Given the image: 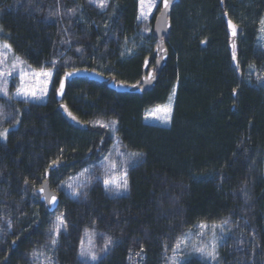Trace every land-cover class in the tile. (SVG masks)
I'll return each mask as SVG.
<instances>
[{
  "label": "trees",
  "instance_id": "16d2710c",
  "mask_svg": "<svg viewBox=\"0 0 264 264\" xmlns=\"http://www.w3.org/2000/svg\"><path fill=\"white\" fill-rule=\"evenodd\" d=\"M224 5L241 28V79L219 0H181L170 16L169 59L151 91L116 93L76 79L59 104L55 90L71 69L139 79L145 58L154 61L155 18L137 22L138 0H109L103 10L91 0H0V41L30 69L53 71L44 102L14 98L12 84L8 97L0 94V132L8 130L0 138V264H48V257L51 264H170L175 245L201 222L222 225L216 259L191 255L179 264H264V82L257 79L264 48L256 33L264 0ZM138 29L149 32L143 46ZM131 39L139 55L126 58ZM175 85L170 126L143 123V111L164 102ZM97 121H116L115 131ZM101 132L106 140L95 155ZM65 158L75 162L51 173L60 200L46 213L34 191L49 164ZM125 170L127 190H107L104 180H119ZM61 215L66 231L55 236ZM109 237L113 243L102 251ZM81 240L86 247L92 241L97 261L79 256Z\"/></svg>",
  "mask_w": 264,
  "mask_h": 264
},
{
  "label": "water",
  "instance_id": "95a60500",
  "mask_svg": "<svg viewBox=\"0 0 264 264\" xmlns=\"http://www.w3.org/2000/svg\"><path fill=\"white\" fill-rule=\"evenodd\" d=\"M180 1L181 0H170V5L168 9L165 10L164 0H161L160 9L154 19L153 29H152V33L156 40V45L154 46L153 54H152V57H154L153 65L150 66L151 57H146L142 65V69H141L142 76L137 81L133 83H127V82H123L120 80H116V78L105 75L94 68L71 69V70L65 71L59 80L58 86L55 90L56 101L59 104L63 102L64 96L66 93L67 84L76 79H84V80L93 81L99 84H105L107 88H109L110 90L116 93H130V94H138L141 96L145 92L151 91L155 87L158 77L169 59V52L166 47V39L168 38L169 33L172 28L170 16H171L173 8ZM219 4L223 11V19L226 25L227 49H228L229 56H230L231 66L234 68L238 78L241 79L242 78L241 70H240V65L238 62V39H239V33L241 31V28L236 24L238 26L237 35L235 37L231 36L230 29L228 27V21L231 19L229 18L228 14L225 15V13L227 12L225 11L224 0H219ZM233 41L236 44V55H237L236 61L232 60L231 44ZM237 64H238V67H237ZM68 74H71V75H68ZM61 81H63L64 83L63 92L59 91ZM61 111L63 112L64 115L69 117V122H72L73 120L75 123L74 125L77 126V120H75L74 116L69 110L66 109L64 111L63 109H61ZM104 142H105V138H101L99 142V147L95 150V155H97L101 151L104 145ZM90 155H91V151H89L86 154V156L82 158V160L83 161L88 160ZM56 162L57 163L54 166H51L53 165V162L49 164V166L46 168L43 174L39 187L34 191V195H36L39 201L43 204L46 213H53L57 209L59 205V200H60L59 194L53 189V187L50 184L51 173L58 172L60 168L66 166L67 164H73L75 161L74 160L68 161L67 158H65V159H59ZM42 187L45 190L44 192L40 191ZM45 195L49 197V200L45 199ZM52 196L56 197L55 203L50 202V197ZM37 225L38 223L36 224L35 227H37ZM11 246H12V249L15 248L17 246V240L12 241ZM9 254L10 253L7 254V257L9 256Z\"/></svg>",
  "mask_w": 264,
  "mask_h": 264
},
{
  "label": "snow or ice",
  "instance_id": "6c2138e0",
  "mask_svg": "<svg viewBox=\"0 0 264 264\" xmlns=\"http://www.w3.org/2000/svg\"><path fill=\"white\" fill-rule=\"evenodd\" d=\"M92 3H94L97 7L103 9L105 7H107V2L108 0H91ZM140 2V14L138 16V19L141 18H147V14L145 13L144 10V6L146 3H148V0H139ZM170 5V0H164V9L167 10L168 7ZM154 6V0L153 3L149 4V10L151 9V7ZM70 11H74V10H70ZM225 15H227V13H225ZM228 27L230 29V33L232 37H235L237 35V31H238V26L236 24H234L231 20L228 21ZM258 30L261 33H264V18L260 19L259 21V27ZM231 48H232V60L236 61L237 60V55H236V44L233 41L231 44ZM12 51V46L11 44H9L7 41H4L2 44H0V94H2L5 97L9 96L8 93V81L9 78L14 74L15 70L17 69V67L22 66L24 64V62L21 60V58L19 56H15L13 61H12V66H11V70H8L5 65L7 64V60H8V56L7 53ZM238 67V64H237ZM250 67H254V66H250ZM21 71H23V69L21 68ZM32 75L34 77L36 76H42L47 78V80L51 79L52 73L50 71H44L41 70L38 73H32ZM71 75V74H68ZM151 78V77H149ZM257 79L261 80L262 82H264V76H258ZM24 77L21 76V87H18L16 90V95L17 96H23L25 99L28 98H39L37 96V92L31 88L28 87H24ZM63 88H64V83L63 81L60 82V92H63ZM47 91V87H46V82H45V87L41 90V95L45 94ZM176 94V90L173 89L172 94L169 96V104L168 105H164V106H160L157 107L154 111L159 113V112H164L165 115L162 117V120L164 123H168L170 121V113H171V101L173 100V98L175 97ZM234 94H235V90H234ZM10 98V97H9ZM0 118H4V112L2 109H0ZM96 123L100 124L101 127L104 128H111L113 131H115V124L116 121H111L109 123H103L100 121H97ZM7 129H5L3 132H0V138H6L7 135ZM142 153H138V152H132L129 153L128 156L131 158H135V157H139L141 156ZM108 157H105V160H108ZM127 162V161H125ZM56 161H53V165H56ZM50 166V167H51ZM116 163L113 161L111 162V167L113 169L116 168ZM88 172V169H84L80 175L83 176L85 173ZM25 183H27V180L25 181ZM104 184L107 190H111V189H115L117 192H119L120 190H127L128 188V179H127V171L125 170L123 175L121 176V178L119 180L116 179H105L104 180ZM68 188H73L72 184H68L67 185ZM41 192H44V188L42 187L40 189ZM74 194H78L75 192L74 190ZM45 199L49 200V197H47V195H45ZM56 201V197L52 196L50 197V202L55 203ZM222 224H227V221H223ZM9 227H11V225L9 224ZM66 223L65 220L63 218V215L59 216L56 218V222L54 224V228L52 229L55 232V236H58L61 232V230H65L66 231ZM199 228L201 229V231L198 233L199 236H203L205 234V231L207 230L208 226L201 223L199 225ZM217 228H221L222 229V225H212V240H211V247L209 248L208 245H201L199 247H197L195 244H193V250L197 253H199L201 256L207 257L210 260H215L216 259V229ZM87 231V230H86ZM55 236L52 238L51 243L52 245H55L57 243V239L55 238ZM113 241L111 240V238H106L105 239V244H104V248L102 249V251H107V249L109 248L110 245H112ZM185 244V246L187 245V240H183V241H179L174 249L173 252H177L180 248H181V244ZM92 245V241L89 240V246H85L84 241L81 240V244H80V252H79V256L82 259L85 260H90V261H97L99 258L96 254V252L93 250V248L91 247ZM143 251V249H141V252ZM33 255L35 256L36 253L34 252ZM137 255L139 256L140 253H137ZM48 264H51V258L48 257ZM170 264H179V262L176 259V256L174 255L172 258H170Z\"/></svg>",
  "mask_w": 264,
  "mask_h": 264
},
{
  "label": "rangeland",
  "instance_id": "374dc122",
  "mask_svg": "<svg viewBox=\"0 0 264 264\" xmlns=\"http://www.w3.org/2000/svg\"><path fill=\"white\" fill-rule=\"evenodd\" d=\"M109 1V0H108ZM161 0H154V6L151 7V9L149 10V4L153 3V0H148V3L145 4L144 6V10L145 13L147 14V18H141L138 19V16L140 14V2L138 0V14H137V22H146L148 20H151L152 18H155L156 15L158 14V12H156V8L160 5ZM108 3V2H107ZM103 9H106L103 8ZM102 9V10H103ZM264 18V15L263 17ZM259 27V23L257 25ZM258 27L256 28V33H257V41L259 43V45L264 48V33H261L258 30ZM139 30V29H138ZM141 30V29H140ZM137 31V36H138V40L140 41V46H143L144 44H146L145 39H144V32L141 33V31ZM147 35L149 34V32L146 33ZM132 42V43H131ZM131 42H129V44L126 46V48L124 49V53H125V57L126 58H130L133 57L135 55L138 54V50H137V45H134V39H131ZM3 41H0V44H2ZM156 45V42L153 41L152 47L154 48V46ZM150 46V45H149ZM139 55V54H138ZM8 56V60H7V64L5 65V67L8 70H11V66H12V61L14 59V57L16 56L12 51L7 53ZM21 68L23 69V71H21ZM44 71H50L52 73L51 79L47 80V78L42 77V76H36L34 77L32 75V73H38L41 70H32L30 69L28 66H26V64L24 63L22 66L17 67V69L15 70L14 74L9 78L8 81V87L12 84L14 87V91H13V97L14 98H18V99H23V100H27V101H35V102H44L47 97H48V93L51 87V83H52V78H53V71L50 69H42ZM21 76L24 77V87H28L31 88L33 90H35L37 92V96L39 98H28L25 99L23 96H17L16 90L18 87H21ZM138 80V77L136 78ZM45 82H46V87H47V91L45 94L41 95V90L45 87ZM176 90L177 93V85L174 86V88ZM173 91V90H172ZM172 94V92L167 96L166 100L160 104L151 106L146 108L143 111L142 114V122L146 123L148 125H152V126H157V127H163V128H168L170 126V122H171V118H172V113H173V107H174V101H175V97L173 98V100L171 101V113H170V121L168 123H164L162 120V117L165 115L164 112H155L154 110L157 107L160 106H164V105H168L169 104V96ZM176 96V94H175ZM77 128H79L80 130H85L88 129L87 126L85 127L84 125L80 124L77 122ZM101 131V130H100ZM106 134L102 132L100 133L98 139H97V143L96 145L93 146L94 151L99 147V140H101V138H105ZM106 140V138H105ZM90 151H92V149H90ZM85 156V154L83 156H81L82 158ZM203 223L205 225L208 226L207 230L205 231V234L203 236H199L198 233L201 231V229L199 228V225ZM199 224H197L194 228V230L192 231V233H190L189 238L187 239V245L185 246V244H181V248L176 252L175 256L177 261L179 262L180 260H182L183 257H190L191 255H195V256H199L211 263L214 262V260H210L207 257L201 256L199 253L195 252L193 250V244H195L197 247L203 245H208L209 248L211 247V240L213 238L212 236V223L209 222H201ZM218 225V224H215ZM222 229L221 228H217L216 229V255H217V250H218V244L220 243V238L222 236ZM181 262V261H180Z\"/></svg>",
  "mask_w": 264,
  "mask_h": 264
},
{
  "label": "flooded vegetation",
  "instance_id": "af4514ba",
  "mask_svg": "<svg viewBox=\"0 0 264 264\" xmlns=\"http://www.w3.org/2000/svg\"><path fill=\"white\" fill-rule=\"evenodd\" d=\"M152 65H153V61H152V63L150 62V66H152ZM141 76H142V73H141ZM141 76H140V77H141ZM140 77H139V78H140ZM136 81H137V80H136Z\"/></svg>",
  "mask_w": 264,
  "mask_h": 264
}]
</instances>
